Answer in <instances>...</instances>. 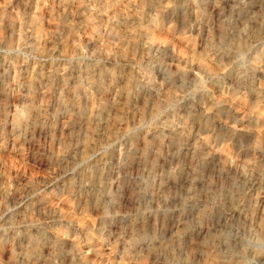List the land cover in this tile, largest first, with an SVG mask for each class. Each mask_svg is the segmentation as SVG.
I'll return each instance as SVG.
<instances>
[{
    "label": "rangeland",
    "instance_id": "rangeland-1",
    "mask_svg": "<svg viewBox=\"0 0 264 264\" xmlns=\"http://www.w3.org/2000/svg\"><path fill=\"white\" fill-rule=\"evenodd\" d=\"M0 264H264V0H0Z\"/></svg>",
    "mask_w": 264,
    "mask_h": 264
}]
</instances>
